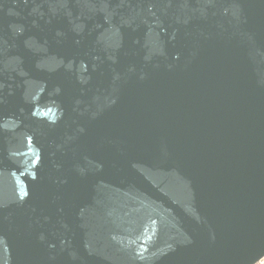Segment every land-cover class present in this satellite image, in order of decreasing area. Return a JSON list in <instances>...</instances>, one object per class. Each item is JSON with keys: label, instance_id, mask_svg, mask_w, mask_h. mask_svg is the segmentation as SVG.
Returning a JSON list of instances; mask_svg holds the SVG:
<instances>
[{"label": "water", "instance_id": "1", "mask_svg": "<svg viewBox=\"0 0 264 264\" xmlns=\"http://www.w3.org/2000/svg\"><path fill=\"white\" fill-rule=\"evenodd\" d=\"M264 0H0V264H256Z\"/></svg>", "mask_w": 264, "mask_h": 264}, {"label": "built area", "instance_id": "2", "mask_svg": "<svg viewBox=\"0 0 264 264\" xmlns=\"http://www.w3.org/2000/svg\"><path fill=\"white\" fill-rule=\"evenodd\" d=\"M256 264H264V256L260 258Z\"/></svg>", "mask_w": 264, "mask_h": 264}]
</instances>
